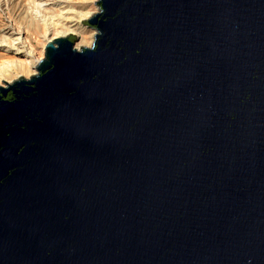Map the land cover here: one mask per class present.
Listing matches in <instances>:
<instances>
[{"label":"water","instance_id":"water-1","mask_svg":"<svg viewBox=\"0 0 264 264\" xmlns=\"http://www.w3.org/2000/svg\"><path fill=\"white\" fill-rule=\"evenodd\" d=\"M96 4L0 86V264H264V0Z\"/></svg>","mask_w":264,"mask_h":264},{"label":"rangeland","instance_id":"rangeland-1","mask_svg":"<svg viewBox=\"0 0 264 264\" xmlns=\"http://www.w3.org/2000/svg\"><path fill=\"white\" fill-rule=\"evenodd\" d=\"M92 1L41 0L43 6H39L35 0H0L2 2V7H0V66L3 63L20 65L27 61L25 56L12 51V49H20L19 45L21 44L34 54V62L37 59H43L47 45L43 38L48 36L49 29L55 31L64 23V20L68 22L69 18L73 19L74 15L84 8L83 4H91ZM36 10H39L41 18L45 21L44 23H39L40 31L38 33L30 30L29 24L25 23V21L31 19L32 11L35 12ZM62 10H65L68 15L63 13ZM70 12L72 13L70 14ZM97 12L98 8L96 6L94 14ZM76 36L78 41L81 40L80 36ZM92 42L83 44V46L90 47ZM15 71H12L11 76L4 81L12 83L20 77L30 78L32 76L25 73L18 74L20 72ZM1 86H5V83L3 82Z\"/></svg>","mask_w":264,"mask_h":264},{"label":"bare ground","instance_id":"bare-ground-1","mask_svg":"<svg viewBox=\"0 0 264 264\" xmlns=\"http://www.w3.org/2000/svg\"><path fill=\"white\" fill-rule=\"evenodd\" d=\"M97 1L98 0H93L91 4L88 3L83 4L84 8L78 11L76 15H74L73 19L69 18L68 22H65L64 20L63 21L64 23L60 25L55 31L49 29L48 36H45L43 38L45 44L55 38L64 37L70 34H75L81 37V40L77 42L78 48L83 46V44L91 43L96 35V30L90 28L84 22L90 20V18L93 16L94 10L97 6L96 4ZM35 2L39 6H43L41 0H35ZM0 7H2V2H0ZM62 12L66 13L65 10H62ZM71 13L72 12H70V14ZM44 22H45L44 19L41 18L40 16L39 10H36L35 12L32 11L31 19L25 21L26 24H29L30 30L36 33L40 31L39 23H44ZM19 47L20 49L18 48L12 49V51L17 54H20L21 56H25L27 61L21 63L20 65H9V63H3L2 66H0V86L3 84L4 80L7 77L11 76V73L14 70L20 72L18 74L25 73L30 76L35 75L37 73L36 68L40 59L39 60L37 59V61L34 62L35 59L34 54L30 50L26 49L22 44L19 45Z\"/></svg>","mask_w":264,"mask_h":264}]
</instances>
